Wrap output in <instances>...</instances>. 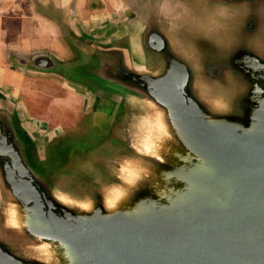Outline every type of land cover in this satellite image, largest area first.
I'll use <instances>...</instances> for the list:
<instances>
[{"label":"rangeland","instance_id":"374dc122","mask_svg":"<svg viewBox=\"0 0 264 264\" xmlns=\"http://www.w3.org/2000/svg\"><path fill=\"white\" fill-rule=\"evenodd\" d=\"M236 1L240 3L0 0V243L29 264H68L61 248L25 234L32 215L12 193L14 158L11 152L3 156L12 147L10 121L39 186L54 204L82 218H111L118 212L143 218L164 215L189 196L192 174L210 166L180 128L169 94L156 90L161 86L158 80L175 65L172 85L181 91L188 72L186 87L192 90V73L199 75L193 43L197 39L204 41L202 48L220 50L217 58L225 69L241 48L263 51L261 32L251 34L256 28L252 7L244 4L246 0ZM102 13L101 19L91 18ZM258 13L264 15L259 9ZM21 16L25 32L18 36ZM244 18L251 23L247 30ZM45 30L52 34L44 35ZM235 33L236 41L238 36L243 40L233 44ZM152 36L165 43V55H152ZM52 40L62 44L63 55L48 49ZM88 41L94 46L84 43ZM45 56L55 67H32L33 58ZM239 57L236 62L242 60ZM121 62L133 74L121 71ZM92 76L102 85L92 83ZM197 81L209 110L219 114L222 107L215 103L221 97L206 95L205 79ZM117 82L126 83V88ZM78 144L77 153L64 158L60 151ZM187 153L197 161L191 163Z\"/></svg>","mask_w":264,"mask_h":264},{"label":"water","instance_id":"95a60500","mask_svg":"<svg viewBox=\"0 0 264 264\" xmlns=\"http://www.w3.org/2000/svg\"><path fill=\"white\" fill-rule=\"evenodd\" d=\"M244 2L254 13L251 23L256 28L251 34L259 30L264 41V15L258 13V9L264 11V0ZM243 23L246 30L251 27L245 18ZM236 37L235 33L233 44L243 40L238 36L236 41ZM201 41L193 42L200 66L196 64L198 76L192 73V90L186 87L188 72L181 91L172 85L175 65L167 67L158 80L160 90L156 89L175 100L168 99L175 105L180 128L210 166L192 174L189 196H183L181 204L175 202L164 215L143 218L118 212L111 218H82L54 204L49 192L39 186L28 166L24 144L10 121L12 147L3 156L14 158L12 193L32 215L30 230L26 228L30 233L25 230L28 237L61 248L68 264H264V48L259 54L239 49L236 55L242 60L236 62L239 56L234 55L225 69L217 58L220 50L202 48ZM84 43L94 46L89 41ZM148 46L152 55H165L162 39L152 36ZM31 64L34 68L55 67L48 56L33 58ZM119 67L133 74L122 62ZM197 78L205 79L206 95L212 92L214 100L221 97L215 103L222 107L219 114L209 110ZM186 156L191 163L198 159L190 153ZM0 264L29 263L0 243Z\"/></svg>","mask_w":264,"mask_h":264},{"label":"crops","instance_id":"0c3cea01","mask_svg":"<svg viewBox=\"0 0 264 264\" xmlns=\"http://www.w3.org/2000/svg\"><path fill=\"white\" fill-rule=\"evenodd\" d=\"M93 12H97V11H99L98 9L96 10H92ZM106 13V12H105ZM107 14V13H106ZM105 14L104 13H102L101 15H99V14H91V18H94V17H96V19H101V18H103L102 16H104ZM107 16H110L109 14H107ZM19 19H20V30H19V34H18V36H23V34H24V32H25V17H23V16H21V17H19ZM106 26V25H105ZM107 27H110V26H108L107 25ZM42 33V32H41ZM40 33V34H41ZM43 34L44 35H46V36H49V35H51L52 33H51V31L49 30V31H44L43 32ZM57 34V33H56ZM28 41H31V39H29ZM27 41V43H29ZM23 42H25V41H23ZM52 42V46H50L51 48H48V49H50L51 51H55L57 54H59V55H63L64 53V50H63V46H62V44H60L58 41L56 42L55 40H52L51 41ZM26 43V42H25ZM37 47V46H36ZM40 47V46H39ZM46 47V46H45ZM24 49H25V47H24ZM19 57V56H18ZM17 57V58H18ZM21 58H23V57H21Z\"/></svg>","mask_w":264,"mask_h":264},{"label":"trees","instance_id":"16d2710c","mask_svg":"<svg viewBox=\"0 0 264 264\" xmlns=\"http://www.w3.org/2000/svg\"><path fill=\"white\" fill-rule=\"evenodd\" d=\"M75 77V76H74ZM80 78V77H79ZM90 79V81L92 82V83H94L95 85H102V81L99 79V78H94L93 76L92 77H90L89 78ZM80 80H83V81H85V79H83V78H81ZM89 81V80H88ZM113 105H111V108L113 109ZM111 114V113H110ZM109 114V115H110ZM78 147H79V144L78 145H67L66 146V150L65 151H60V152H63L64 153V158H66V156H68V155H70L71 153H74V154H76L77 152V149H78ZM32 162V161H31ZM32 165H33V163H32ZM33 168H35L34 167V165H33ZM36 169V168H35ZM36 171H38V172H40L41 170H40V168L39 169H36Z\"/></svg>","mask_w":264,"mask_h":264}]
</instances>
